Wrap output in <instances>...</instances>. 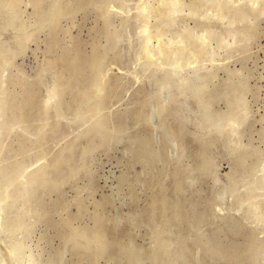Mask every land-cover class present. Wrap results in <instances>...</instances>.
<instances>
[{"label":"rangeland","instance_id":"1","mask_svg":"<svg viewBox=\"0 0 264 264\" xmlns=\"http://www.w3.org/2000/svg\"><path fill=\"white\" fill-rule=\"evenodd\" d=\"M140 1L0 0V264H264V0Z\"/></svg>","mask_w":264,"mask_h":264},{"label":"bare ground","instance_id":"2","mask_svg":"<svg viewBox=\"0 0 264 264\" xmlns=\"http://www.w3.org/2000/svg\"><path fill=\"white\" fill-rule=\"evenodd\" d=\"M78 1H79V0H78ZM99 1H100V0H99ZM139 1H140V0H139ZM42 2H43V1H42ZM91 2H92V1H91ZM140 2H141V1H140ZM59 3H60V2H59ZM81 3H82V2H81ZM95 3H96V2H95ZM103 3H104V2H103ZM229 3H230V1H229ZM231 3H232V2H231ZM61 4H62V2H61ZM92 4H93V3H92ZM101 4H102V3H101ZM138 4H139V3H138ZM62 5H63V4H62ZM62 5H61V6H62ZM68 5H69V4H68ZM102 5H103V4H102ZM37 6H38V5H37ZM54 6H55V5H54ZM79 6H80V5H79ZM47 7H48V6H47ZM52 7H53V6H52ZM64 7L66 8V6H64ZM82 7H83V5H82ZM82 7H81V8H82ZM96 7L98 8L99 5L96 6ZM101 7H102V6H101ZM36 8H38V7H36ZM43 8H44V7H43ZM56 8H59V7L57 6ZM102 8H103V7H102ZM39 9H40V8H39ZM63 9H64V8H63ZM53 10H54V9H53ZM61 10H62V9H61ZM61 10L58 9V10L56 11V13H58V14L61 13ZM64 10H66V9H64ZM142 10L144 11V9H142ZM46 11H47V10H46ZM54 11H55V10H54ZM37 12H38V11H37ZM37 12H36V13H37ZM39 12H40V11H39ZM62 12H63V10H62ZM67 12H69V10H68ZM141 12H142V11H141ZM144 12H145V11H144ZM42 13H43V16H45V15H44V12H42ZM42 13L40 12L39 14H42ZM51 13L53 14L54 12H51ZM102 13H103V12H102ZM63 14H64V13H63ZM63 14H62V16H64ZM69 14H70V13H69ZM69 14H68V15H69ZM144 14H145V13H144ZM49 15H50V14H49ZM105 16H106V15H105ZM142 16H144V15H142ZM45 17H47V16H45ZM49 17H50V16H49ZM52 17H53V16H52ZM52 17H51V18H52ZM40 18H42V17H40ZM47 18H48V17H47ZM54 18H55V20H57L56 17H54ZM38 19H39V18H38ZM40 21H43V20L40 19ZM41 23H42V22H41ZM41 23H39V25H40ZM49 23H51V22H49ZM52 23H53V22H52ZM53 24H54V23H53ZM55 25H56V24H55ZM55 25H53V26H55ZM20 27H21V26H20ZM17 28H18V27H17ZM22 28H24V27H22ZM22 28H21V29H22ZM21 29H20V30H21ZM143 29H144V28H143ZM24 30H25V28H24ZM24 30H21V31H23V32H21V31H20V32L23 34L24 32H26V31H24ZM141 30H142V29H141ZM69 31H70V30H69ZM144 31H145V30H144ZM144 33H145V32H144ZM124 35H125V34H124ZM24 36H28V35L25 34ZM124 37H125V36H124ZM23 38H24V37H22V39H23ZM97 38H98V37H97ZM25 39H26V37H25ZM27 39H28V38H27ZM148 39H149V38H148ZM23 40H24V39H23ZM18 42H19V43H22V42H24V41L21 42V41L18 40ZM25 42H26V41H25ZM25 42H24V43H25ZM12 44H13V43H12ZM15 45H16V44H15ZM13 46H14V45H13ZM147 49H148V48H147ZM93 50L95 51L96 49H93ZM142 52H143V51H142ZM148 52H149V50H148ZM148 52L145 53L146 56H147ZM143 53H144V52H143ZM99 54H100V52H99ZM102 55H103V54H102ZM142 55H144V54H142ZM148 55H150V54H148ZM144 56H145V55H144ZM84 57H85V56H84ZM88 57H89V56H88ZM96 57H97V56H96ZM61 58H62V57H61ZM73 58H74V57H73ZM73 58H72V59L69 58V59H71V60L69 61V66H70L71 71H73L74 73H73V74H72L71 72H70V73L72 74V76H73V75H76V78H77V76H78L79 74H81V71H79L78 61H76V58H75V60H73ZM94 58H95V56H94ZM97 58H98V57H97ZM151 58H152V56H151ZM62 59H63V58H62ZM66 59H67V58H66ZM66 59H65V60H66ZM80 59H86V57H85V58H80ZM92 59H93V58H91V60H92ZM153 59H154V58H153ZM91 60L89 59L88 61L83 62V63H85V66L90 67V68L92 69V75H91L92 78L90 79L89 82H91V85H92L91 87L95 88V92H97V94H100V92L102 93V91H103L102 88H103V86L105 85V84L102 85L103 82L98 78V74H99V73H97V71H98V65H99L100 63H99V60H97V59H95L96 61H95V60H94V61H91ZM156 60H157V59H156ZM60 61H62V60H60ZM100 61H101V60H100ZM103 61H104V60H102V62H103ZM151 61H152V60H151ZM67 62H68V61H67ZM81 62H82V61H81ZM81 62H79V63H81ZM149 62H150V61H149ZM83 63H82V64H83ZM98 63H99V64H98ZM150 63H151V62H150ZM66 64H67V63H66ZM66 64H65V65H66ZM65 65H64V66H65ZM99 66H100V65H99ZM102 67H103V65H102ZM102 67H101V68H102ZM65 68L68 69L67 66H66ZM60 69H61V68H60ZM63 70H64V68H63ZM88 70H89V69H88ZM68 72H69V71H68ZM68 72H67V73H68ZM98 72H99V71H98ZM86 73H87V72H86ZM86 73H83V76H84V74H86ZM65 76H66V75H65ZM69 76H70V75H69ZM72 76H71V77H72ZM99 76H100V75H99ZM73 77H74V76H73ZM61 78H63V77H61ZM66 78H67V77H66ZM66 78H65V79H66ZM102 78H103V76H102ZM102 78H101V79H102ZM73 79H75V78H73ZM103 79H104V78H103ZM9 80H10V79H9ZM60 80H62V79H60ZM68 80H69V78H68ZM75 80H77V79H75ZM104 80H105V79H104ZM70 81H73V80L70 79L69 82H70ZM59 82H64V81H59ZM65 82H67V81H65ZM104 83H105V81H104ZM28 84H29V83H28ZM60 84H61V83H60ZM63 84H64V83H63ZM65 85H66V87L68 86L67 84H65ZM69 85H72V84H69ZM74 85H76V84H74ZM87 85H88V84H87ZM10 86H11V85H10ZM61 86H63V85H61ZM61 86H60V88H59V86H58V88H59V89L57 88L58 91L61 89ZM78 86H79V85H78V83H77V87H76V89L79 88ZM80 86H81V85H80ZM72 87H73V85H72ZM89 87H90V85H89ZM91 87H90V88H91ZM204 87H206V86H204ZM106 88H107V87H106ZM63 89H64V87H62L61 90H63ZM74 89H75V88H74ZM27 90H28V89H27ZM61 90H60V91H61ZM66 90H67V89H66ZM101 90H102V91H101ZM74 91H75V90H74ZM77 91H78V90H77ZM26 92H27V91H26ZM62 92H63V91H62ZM103 92H104V91H103ZM73 93H74V92H73ZM14 94H15V93H14ZM16 94H17V93H16ZM28 94H29V93H28ZM83 94H84L83 96H85V98H87V99L89 98L88 100L90 101L89 94H88L87 92H83ZM31 95H32V94H31ZM33 95H34V94H33ZM92 95H93V94H92ZM103 95H106V94H103ZM19 96H20V95H19ZM12 97L15 98L14 96H12ZM76 97H77V96H76ZM99 97H100V96H99ZM102 97H103V96H102ZM10 98H11V97H10ZM24 98H25V97H24ZM57 98H58V97H57ZM74 98H75V97H74ZM82 98H83V97H82ZM97 98H98V97H97ZM97 98H96V99H97ZM16 99H17V98H16ZM58 99H59V98H58ZM91 99H92V98H91ZM100 99H101V98H100ZM100 99H98V100H100ZM1 100H2V99H1ZM1 100H0V101H1ZM27 100H28V99H27ZM79 100H80V99H79ZM25 101H26V100H25ZM33 101H34V99H33ZM33 101H32V102H33ZM75 101H77V100H75ZM3 102H5V101L2 100L1 103H3ZM27 102H28V101H27ZM45 102H46V101H45ZM79 102H80V101H79ZM84 102H85V103H88V102H86V101H84ZM94 102H95V101H94ZM24 103H25V102H24ZM28 103H29V105H30V102H28ZM28 103H27V104H28ZM4 104H5V103H4ZM15 104H16V103H15ZM34 104H35V103H34ZM2 105H3V104H2ZM2 105H0V107H1ZM5 105H6V104H5ZM5 105H4V106H5ZM88 105H89V104H88ZM99 105H100V104L95 105V106L93 105L92 108H91L92 111H95V110L99 109ZM4 106H3V107H4ZM7 106H8V105H7ZM7 106H6V107H7ZM24 106H25V104H24ZM40 106H41V105H40ZM102 106H103V105H102ZM235 106H236V105H235ZM97 107H98V108H97ZM16 108H17V107H16ZM33 108H34V107H33ZM41 108H42V107H41ZM1 109H2V107H1ZM30 109H31V108H30ZM104 109H105V108H104ZM17 110H19V109H17ZM41 111H42V110H41ZM15 112H16V111H15ZM22 112H23V111H22ZM22 112H21V113H22ZM141 112H142V111H141ZM19 113H20V112H19ZM59 113H60V112H59ZM28 114H29V113H28ZM140 114H141V113H140ZM15 115H16V114H15ZM21 115H22V114H20V116H21ZM138 116H139V115H138ZM14 117H16V116H14ZM43 117H44V116H43ZM43 117H42V118H43ZM143 117H144V116H143ZM20 118H21V117H20ZM15 119H16V118H15ZM25 119H26V117H25ZM20 120H21V119H20ZM29 120H30V119H29ZM9 121H10V120H9ZM14 121H15V120H14ZM99 121H100V120H99ZM102 121H103V120H102ZM16 122H17V121H16ZM96 122H97V121H96ZM105 122H106V120H105ZM100 123H101V121H100ZM100 123H98L99 126L102 125V124H100ZM106 123H107V122H106ZM229 123H230V122H229ZM16 124H17V123H16ZM42 124H43V123H42ZM42 124H41V125H42ZM54 124H55V123H54ZM98 124H96V125L98 126ZM103 124H104V123H103ZM104 125H105V124H104ZM33 126H35V125H33ZM50 126H51V125H50ZM97 126H96V127H97ZM99 126H98V127H99ZM39 127H40V126H39ZM39 127H38V128H39ZM41 127H42V126H41ZM48 127H49V126H48ZM92 127H95V126L93 125ZM102 127H103V125L101 126V128H102ZM225 128H226V126H225ZM52 129H53V128H52ZM34 130H35V129H34ZM89 130L92 131L91 128H89ZM98 130H99V129H98ZM102 130H103V128H102ZM102 130H101V131H102ZM106 130H107V129H106ZM10 131H11V130H10ZM38 131H39V130H38ZM34 132H35V131H34ZM88 132H89V131H88ZM147 132H149V131H147ZM168 132H169V131H168ZM17 133H18V132H17ZM91 133H92V132H91ZM171 133H172V132H171ZM220 133H221V132H220ZM37 134H38V132H37ZM96 134H97V132H96ZM173 134H174V133H173ZM179 134H180V133H179ZM181 134H182V133H181ZM218 134H219V133H218ZM33 135H34V134H33ZM98 135H99V134H98ZM169 135H170V134H169ZM22 136H24V135H22ZM35 136H37V135H35ZM146 136H147V135H146ZM26 137H27V136H26ZM24 139H25V138H24ZM104 140H106V139H104ZM67 141H68V140H67ZM102 141H103V140H102ZM102 141H101V142H102ZM169 141H170V140H169ZM172 141H173V140H172ZM6 142H7V141H6ZM60 142H61V141H60ZM27 143H28V142H27ZM173 143H174V142H173ZM199 143H200V142H199ZM30 144H31V143H30ZM34 144H35V143H34ZM178 144H179V143H178ZM167 146H168V145H167ZM204 146H205V145H204ZM11 148H12V147H11ZM17 148H18V147H17ZM58 148H59V147H58ZM166 149H167V147H166ZM166 149H165V150H166ZM16 150H17V149H16ZM37 150H38V149H37ZM84 150H86V149H84ZM201 150H202V149H201ZM203 150H204V149H203ZM203 150H202V151H203ZM156 151H157V150H156ZM208 151H209V150H208ZM159 152H160V151H159ZM203 152H204V151H203ZM8 153H9V152H8ZM61 154H62V153H61ZM161 154H162V153H161ZM9 155H10V154H9ZM59 155H60V154H59ZM59 155H58V156H59ZM62 155H63V154H62ZM163 155H164V154H163ZM149 156H150V155H149ZM165 156H166V155H165ZM168 156H169V155H168ZM21 160H22V162H23V159H21ZM163 160H164V159H163ZM14 161H15V160H14ZM160 161H161V160H160ZM10 162H11V161H10ZM19 162H20V161H19ZM206 162H207V161H206ZM61 163H62V161H61V158H60V157H57L56 159H53V163H52V165H53V167H54L53 169H55V168H56V169H57V168L59 169V166L62 165ZM207 163H209V162H207ZM6 164H7V163H6ZM16 164H17V163H16ZM20 164L22 165V163H20ZM164 164H165V163H164ZM208 165H209V164H208ZM18 166H19V163H18ZM50 166H51V165H50ZM50 166H47V167L49 168ZM177 166H178V165H177ZM203 166H206V163H205V165H203ZM51 167H52V166H51ZM0 168H1V167H0ZM60 168H61V166H60ZM56 169H55V170H56ZM178 169H179V167H178ZM0 170H1V169H0ZM35 170H37V169H35ZM47 170H48V169H47ZM49 170H50V169H49ZM1 171H2V170H1ZM7 171H9V170H7ZM198 171H199V170H198ZM35 172H36V171H35ZM49 172H51V171H49ZM49 172L47 171V173H49ZM181 172H182V171H181ZM7 173H8V172H7ZM10 173H12V172H10ZM10 173H8V174H10ZM31 173H32V172H31ZM47 173H46V167H45V166H44L43 168L39 169L34 175H32V177H30L31 179L28 178V179H30V182L28 181V182H29V185H30V184H34V183H40V181L43 179L44 176H45L44 178H46V180H49V179H47L48 177H46V175H45V174H47ZM8 174H7V175H8ZM56 174H57V173H56ZM177 174H178V172H177ZM204 174H205V173H204ZM12 175H14V174H12ZM12 175H10V176H12ZM15 175H16V174H15ZM15 175H14V176H15ZM160 175H161V173H160ZM166 175H167V174H166ZM179 175H180V174H179ZM30 176H31V175H30ZM49 176H50V174H49ZM177 176H178V175H177ZM10 178H11V177H10ZM49 178H50V177H49ZM153 178H154V177H153ZM157 178H158V177H157ZM51 179H52V178H51ZM162 179H163V178H162ZM162 179H161V180H162ZM181 179H182V178H181ZM10 180H11V179H10ZM10 180H9V181H10ZM44 180H45V179H44ZM44 180H43V181H44ZM46 180H45V183L47 184V181H46ZM176 180H178V178H177ZM49 181H50V180H49ZM49 181H48V183H49ZM23 182H24V181H23ZM60 182H61V181H60ZM160 182H161V181H160ZM160 182H159V183H160ZM45 183L43 182V184H45ZM175 183H179V182H173L174 186H175ZM46 184H45V185H46ZM58 184H59V183H58ZM163 184H164V183H163ZM19 185H20V184H19ZM50 185H52V183H51ZM156 185H157V184H156ZM176 185H177V184H176ZM32 186H33V185H32ZM41 186H42V185H41ZM43 186H44V185H43ZM52 186H53V185H52ZM179 186H180V185H179ZM36 187H37V186H36ZM49 187H50V186H49ZM19 188H20V187H19ZM50 188H51V187H50ZM175 188H176V187H175ZM177 188H178V186H177ZM179 188H180V187H179ZM165 189H166V188H165ZM32 190H35V189H32ZM132 190H133V189H132ZM180 190H181V189H180ZM180 190H179V192H180ZM176 191H178V189H176ZM176 191H175V193H176ZM173 192H174V191H173ZM43 193H44V192H43ZM131 193H133V192H131ZM11 195H12V194H11ZM11 195H10V196H11ZM25 195H26V194H25ZM25 195H24V196H25ZM43 195H44V194H43ZM170 195H171V194H170ZM176 195H177V193H176ZM159 196H160V195H159ZM154 197H156V196H154ZM163 197H164V196H163ZM161 198H162V197H160L159 200H161V201L163 200V202H164L165 197H164V199H161ZM173 198H174V197H173ZM7 199H8V198H7ZM10 199H11V198H10ZM157 199H158V198H157ZM177 199H178V198H177ZM37 200H38V199H37ZM167 200L169 201V197H168V199H166V201H167ZM172 200H173V199H172ZM172 200H171V201H172ZM174 200H175V199H174ZM27 201H28V200H27ZM151 201H152V200H151ZM156 201H157V200H156ZM161 201H159V203H160ZM183 201H184V200H183ZM32 202H33V201H32ZM38 202H39V201H38ZM90 202H91V201H90ZM97 202H98V201H97ZM173 202H174V201H173ZM33 203H36V202H33ZM159 203H158V204H159ZM161 203H162V202H161ZM178 203H179V201H178ZM92 204H93V203H92ZM149 204H150V203H149ZM152 204H153V203H152ZM152 204H150V205H152ZM167 204H170V203H167ZM176 204H177V203H176ZM179 204H180V203H179ZM185 204H186V203H185ZM31 205H32V204H31ZM154 205H155V210H156V209H157V208H156V205H157V204H154ZM161 205H162V204H161ZM161 205H160V206H161ZM172 205H173V204H172ZM172 205H171V207H172ZM209 205H210V204H209ZM16 206H17V205H16ZM18 206H19V205H18ZM165 206H169V205H166V204H165L163 207L165 208ZM177 206L179 207L180 205H176V206L174 205V207H177ZM210 206H211V205H210ZM37 207H38V206H37ZM153 207H154V206H153ZM178 207H177V208H178ZM42 208H43V207H42ZM166 208H167V207H166ZM166 208H165V209H166ZM182 208H183V206H182ZM37 209H38V208H37ZM40 209H41V208H40ZM168 209H169V208H168ZM173 209H174V208H173ZM180 209H181V207H179L178 210L176 209V210H177L176 212H179ZM183 209H184V208H183ZM155 210H153V211H155ZM41 211L43 212V210H41ZM151 211H152V210H151ZM160 211H162V210H160ZM166 211H167V210H166ZM171 211H172V208H171ZM173 211H174V210H173ZM29 212H30V211H29ZM96 212H97V211H96ZM99 212H100V211H99ZM146 212H147V211H146ZM146 212H145V213H146ZM176 212L174 213V216H177V213H176ZM147 213H148V212H147ZM179 213H181V211H180ZM179 213H178V214H179ZM11 214H12V213H11ZM42 214H43V213H42ZM159 214H160V213H159ZM165 214H166V213H165ZM168 214H169V210H168ZM170 214H171V213H170ZM181 215H182V213H181ZM184 215H185V213H184ZM147 216H148V214H147ZM161 216H162V217H161V219H162V218H163V214H162V213H161ZM165 216H166V215H164V219H163V220L168 219V216H167V217H165ZM172 216H173V214H172ZM179 216H180V215H179ZM3 217H4V216H3ZM68 217H69V216H68ZM169 217H170V216H169ZM180 217H181V216H180ZM0 218H1V213H0ZM8 218H10V217H8ZM21 218H22V217H21ZM21 218H20V219H21ZM174 218H175V217H174ZM175 219H178V220H179V217H178V218H175ZM200 219H201V218H200ZM9 220L11 221V218H10ZM70 220H72V219H70ZM101 220H102V219H101ZM168 220H169V219H168ZM5 221H6V220H5ZM10 221H9V222H10ZM12 221H13V220H12ZM19 221H20V220H19ZM96 221H97V220H96ZM182 221H183V220H182ZM185 221L187 222L186 219H185ZM6 222H8V221H6ZM98 222H100V221H98ZM98 222H97V223H98ZM165 222H166V221H165ZM15 223H16V221H15ZM22 223H24V222H22ZM64 223H65V222H64ZM175 223H177V222H175ZM198 223H199V222H198ZM3 224H6V223L4 222ZM13 224H14V222H13ZM16 224H17V223H16ZM20 224H21V222H20ZM69 224H70V223H69ZM95 224H96V223H95ZM166 224H168V223L166 222ZM6 225H7V224H6ZM11 225H12V224H11ZM11 225H10V226H11ZM18 225H19V224H18ZM18 225H15V224H14L13 226H14V227H18V230H19V228H21V227L18 226ZM63 225H64V224H63ZM72 225H73V223H72ZM77 225H78V224H77ZM169 225H170V224H169ZM3 226H4V225H3ZM7 227H9V226H7ZM64 227H65V226H64ZM68 227H71V226L69 225ZM94 227H96V225H95ZM102 227H103V226L100 227V225H99V228H100V229L98 228V229L95 230L96 232L94 233V237H92L93 239L90 238L91 240H93V242H95V243L98 245V248H99L101 251H102L104 248H106V247L108 248V242H106V240H105L106 237H104V231L101 230ZM174 227H175V226H174ZM178 227H179V226H178ZM178 227H177V228H178ZM76 228H77V227H76ZM103 228L105 229V227H103ZM9 229H11V227H9ZM80 229H81V228H80ZM106 229H108V228H106ZM112 229H113V228H112ZM191 229H192V228H191ZM0 230H1V228H0ZM6 230H7V229H6ZM162 230H163V229H162ZM77 231H78V230H77ZM80 231H81V230H80ZM80 231H79V233H80ZM166 231H168V230L166 229ZM84 232H85V231H84ZM256 232H257V231H256ZM74 233H75V232H74ZM86 233H87V232H86ZM107 233H108V232H107ZM124 233H125V232H124ZM166 233H167V232H166ZM253 233H254V232H253ZM66 234H67V233H66ZM75 234H76V233H75ZM80 234H81V233H80ZM83 234H85V233H83ZM108 234H109V233H108ZM195 234H196V233L194 232V235H195ZM64 235H65V234H64ZM112 235H113V234H112ZM122 235H123V234H122ZM72 236H73V235H72ZM72 236H70V238H71ZM77 236H78V235H77ZM79 236H80V235H79ZM79 236H78V237H79ZM82 237H83V236L81 235V237H80L79 239H81ZM87 237H88V236H87ZM87 237H84V238L87 239ZM157 237H158V236H157ZM183 237H184V236H183ZM65 238H68V237H65ZM107 238H108V237H107ZM158 238H159V237H158ZM187 238H189V237H187ZM191 238H192V237H191ZM0 239H1V238H0ZM71 239H72V238H71ZM108 239H109V238H108ZM121 239H122V238H121ZM179 239H180V238H179ZM67 240H70V239H67ZM91 240H90V241H91ZM0 241H2V240H0ZM70 241H71V240H70ZM17 242H18V241H17ZM19 242H20V241H19ZM65 242H66V239H65ZM67 242H69V241H67ZM67 242H66V243H67ZM73 242H74V241H73ZM81 242H82V241H81ZM111 242H112V241H111ZM0 243H1V242H0ZM116 243H117V242H116ZM163 243H164V242H163ZM183 243H184V242H183ZM17 244H18V243H17ZM76 244H77V243H76ZM80 244H83V243H80ZM118 244H119V243H118ZM180 244H182V243H180ZM185 244H186V243H185ZM217 244H218V243H217ZM1 245H2V243H1ZM11 245H12V244H11ZM97 245H96V246H97ZM167 245H168V244H166V246H167ZM170 245H171V244H170ZM170 245H169V246H170ZM18 246H19V245H17V246L14 245L13 248H14V247L19 248ZM158 246H161V248H164V245H163V246H162V245H158ZM259 246H260V245H259ZM10 247H11V246H10ZM79 247H82V245L79 246ZM103 247H104V248H103ZM111 247H112V245H111ZM122 247H123V246H122ZM167 247H168V246H167ZM13 248H12V249H13ZM16 248H14V249H16ZM112 248H113V247H112ZM161 248H160V249H161ZM180 248H181V247H180ZM180 248H179V249H180ZM194 248H195V247H194ZM124 249H125V248H124ZM133 249H134V248H133ZM168 249H169V247L167 248V250H168ZM3 250H4V249H3ZM16 250H17V249H16ZM100 250H99V251H100ZM111 250H112V249H111ZM118 250H119V248H118ZM121 250H122V249H121ZM196 250L198 251V249H196ZM200 250H201V249H200ZM203 250H204V249H203ZM12 251H13V250H12ZM92 251H93V250H92ZM108 251H110V250H108ZM113 251H114V250H113ZM115 251H116V250H115ZM126 251H127V250H126ZM132 251H133V250H132ZM151 251H152V250H151ZM164 251H165V250H164ZM3 252H4V253H3L4 255H10V256H11V251H10L8 248H7V250H6V248H5V250H4ZM104 252H105V249H104ZM184 252H185V251L183 250V254H178V255H179V256H180V255L182 256V255H184ZM189 252H190V251H189ZM128 253H130V252H128ZM131 253H132V252H131ZM151 253H152V252H151ZM153 253H154V252H153ZM165 253H168V252L165 251ZM177 253H178V252H177ZM1 254H2V252H1ZM113 254H114V253H113ZM110 256H111V255H110ZM150 256L152 257V255H150ZM181 256H180V257H181ZM122 257H123V256H122ZM131 257H132V256H131ZM155 257H156V256H155ZM182 257H183V256H182ZM199 257H200V256H199ZM8 258H10V257H8ZM8 258L6 257V259H7L6 262H8V260H9ZM16 258H17V257H16ZM219 258H223V257H219ZM238 258H239V257H238ZM244 258H245V257H243V259H244ZM3 259H4V258H3ZM10 259L12 260V257H11ZM121 259H122V258H121ZM199 259H200V258H199ZM223 259H224V258H223ZM11 260H9V261H11ZM83 260H84V259H83ZM119 260H120V259H119ZM127 260H128V259H127ZM168 260H169V259H168ZM170 260H171V259H170ZM28 261H29V260H28ZM117 261H118V260H117ZM121 261H122V264H123L124 260H121ZM121 261H120V262H121ZM175 261H176V260H175ZM201 261H202V260H201ZM242 261H243V260H242ZM118 262H119V261H118ZM159 262H160V260H159ZM244 262H245V261H244ZM16 263H17V262H16ZM115 263H116V262H115ZM131 263H132V262H131ZM171 263H172V262H171ZM198 263H199V262H198ZM241 263H242V262H241ZM6 264H7V263H6ZM125 264H126V263H125ZM132 264H133V263H132ZM189 264H190V263H189ZM194 264H195V263H194ZM230 264H231V263H230ZM236 264H237V263H236ZM254 264H255V262H254Z\"/></svg>","mask_w":264,"mask_h":264}]
</instances>
